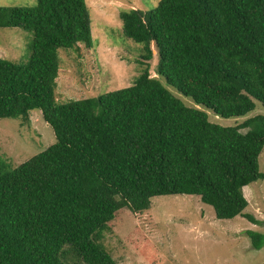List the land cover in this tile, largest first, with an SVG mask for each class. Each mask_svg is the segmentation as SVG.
<instances>
[{"label": "trees", "instance_id": "trees-1", "mask_svg": "<svg viewBox=\"0 0 264 264\" xmlns=\"http://www.w3.org/2000/svg\"><path fill=\"white\" fill-rule=\"evenodd\" d=\"M120 17L141 44L137 79L58 101L59 51L94 45L87 1L0 5V27L33 33L27 62L0 57V118L25 125L39 109L56 135L16 167L0 161V264H118L103 232L119 210L146 211L159 195H197L220 219L264 225L244 193L264 178V115L224 126L204 110L229 118L264 106V0H159ZM247 234L264 246V233Z\"/></svg>", "mask_w": 264, "mask_h": 264}, {"label": "rangeland", "instance_id": "rangeland-1", "mask_svg": "<svg viewBox=\"0 0 264 264\" xmlns=\"http://www.w3.org/2000/svg\"><path fill=\"white\" fill-rule=\"evenodd\" d=\"M90 7L94 45L59 51L61 68L57 79L58 101L96 97L101 93L130 86L142 72L141 44L126 37L120 13L131 8L151 9L159 0H86ZM37 0H0L2 6H33ZM33 33L19 27H0V57L27 62ZM156 54L157 51L154 50ZM157 56L150 61L156 74ZM164 80V79H163ZM166 81V80H165ZM175 95L195 105L172 85ZM244 116L225 118L212 110L210 121L224 126L241 125L248 118L264 115V106ZM29 124L17 118H0V161L16 167L56 141L52 126L34 109ZM248 128H243L246 132ZM264 172V149L259 157ZM249 201L246 213L264 220V178L244 187ZM264 233V225L241 215L220 219L213 206L197 195L173 194L152 198L151 208L134 213L123 208L109 222L101 243L118 264H264V246L255 249L248 231ZM70 264H80L70 261Z\"/></svg>", "mask_w": 264, "mask_h": 264}]
</instances>
